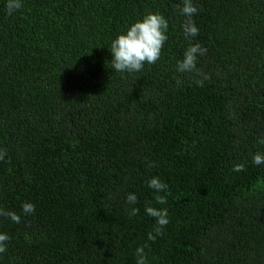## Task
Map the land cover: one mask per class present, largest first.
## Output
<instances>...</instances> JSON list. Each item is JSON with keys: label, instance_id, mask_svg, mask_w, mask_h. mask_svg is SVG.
Segmentation results:
<instances>
[{"label": "trees", "instance_id": "16d2710c", "mask_svg": "<svg viewBox=\"0 0 264 264\" xmlns=\"http://www.w3.org/2000/svg\"><path fill=\"white\" fill-rule=\"evenodd\" d=\"M21 3L0 0V208L20 216H0V264H136L144 245L147 264H264V0H192L195 37L183 0ZM149 12L159 60L117 72L112 40ZM194 43L202 86L177 71ZM146 203L168 213L154 242Z\"/></svg>", "mask_w": 264, "mask_h": 264}, {"label": "clouds", "instance_id": "9594fccd", "mask_svg": "<svg viewBox=\"0 0 264 264\" xmlns=\"http://www.w3.org/2000/svg\"><path fill=\"white\" fill-rule=\"evenodd\" d=\"M22 7L21 0H7L8 15L19 10ZM197 12V8L193 6L192 0H183L181 14L186 17L182 27L186 36L195 37L198 35L199 29L195 26L192 16ZM168 29V21L159 13L149 12L142 19L133 22L125 32L118 34L112 40L110 52L112 55L111 64L117 72H140L146 64H155L161 55L164 43L167 40L166 31ZM207 49L203 48L199 43L189 45L185 50L183 59L177 64V71L191 73L197 86H202L204 79H210L201 69L197 68V57L206 54ZM179 84L180 81L177 80ZM264 143V140L261 141ZM6 150H0V160L6 155ZM253 163L259 165L264 164V155L256 153L252 157ZM234 171H244L243 164L234 166ZM148 187L154 189L157 193L163 192L168 185L162 182L158 177H152L148 181ZM157 204L167 203L166 198L162 195H156ZM129 204H135L137 197L134 194L127 196ZM25 214L35 211V206L31 203H24L21 206ZM145 211L149 216L156 219V227L152 232L148 233V240L155 241L156 237L162 235V229L169 223L167 209H157L146 203ZM138 208L129 210V217L137 215ZM0 216L8 217L13 222L19 223L20 216L14 211H5L0 208ZM9 240L7 234L0 233V253L6 251V242ZM144 246H138L135 252L137 257L136 264H147V257Z\"/></svg>", "mask_w": 264, "mask_h": 264}]
</instances>
